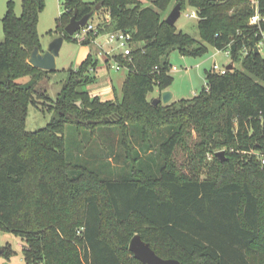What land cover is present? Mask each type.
<instances>
[{
    "label": "trees",
    "instance_id": "16d2710c",
    "mask_svg": "<svg viewBox=\"0 0 264 264\" xmlns=\"http://www.w3.org/2000/svg\"><path fill=\"white\" fill-rule=\"evenodd\" d=\"M172 2L197 11L199 39L167 22ZM45 4L22 0L17 15L9 1L0 42V229L21 237L27 264H143L129 247L137 233L160 256L183 264H258L255 258L264 253V163L256 154L264 155V56L256 48L264 21H250L257 13L264 18V0L255 7L249 0H67L57 19L65 39H71L65 27L76 10L77 18L108 14L97 34L133 35L131 55L114 56L127 69L121 95L105 101L88 89L97 79L93 54L76 69L63 68L67 81L55 98L48 93L49 74L58 69L29 62L42 48L38 23ZM95 37L91 32L81 43ZM207 44L230 49L234 68L223 74L207 69L202 92L154 105L149 92L169 89L174 79L169 54L177 49L202 56ZM238 61L243 69L235 67ZM30 104L49 105L52 121L28 131ZM68 124L118 126L130 177L105 178L71 161ZM133 126L140 127L145 150L157 147L159 175L142 169ZM166 128L169 134L157 145ZM192 130L201 137V160L208 149L226 152L224 161L213 154L203 180L173 161Z\"/></svg>",
    "mask_w": 264,
    "mask_h": 264
},
{
    "label": "rangeland",
    "instance_id": "374dc122",
    "mask_svg": "<svg viewBox=\"0 0 264 264\" xmlns=\"http://www.w3.org/2000/svg\"><path fill=\"white\" fill-rule=\"evenodd\" d=\"M9 1L11 0H0V42L4 39L2 20L8 10ZM12 1L14 2L16 14L21 15L22 0ZM83 1L91 2L93 0ZM146 1L150 2L152 0ZM66 2L67 0H45V8L40 14L38 23V33L43 49H46L57 36L61 35L57 30V19L65 11ZM249 2L254 7L257 5V0H249ZM176 4L177 2L171 3L168 14ZM193 10L195 9L189 6L183 9L180 18L176 22V26L199 39L198 17L190 16ZM257 14L261 17L259 13ZM107 15L104 12H96L92 16L91 21L97 24L108 18ZM97 41L104 44L106 36H98ZM80 43L75 35L71 36V39H65L60 55L57 57L58 71L50 72V80L46 85L51 97L55 98L63 84L67 81L68 72L64 71L63 68H73L72 66L76 63ZM94 44H89L91 49H94ZM207 47L208 51L202 56L185 55L177 49L169 54L168 60L172 65L171 74L174 78L169 88L174 93L176 101L190 99L195 94L202 92L207 85L206 70L213 68L214 64L223 68L232 62L231 57L225 50H219L211 44H207ZM114 49L116 52H120L118 47H114ZM260 52L264 56L263 45L260 46ZM96 55H98V52L93 53L94 57ZM99 58L98 64L100 66V64H104L105 57ZM111 64H114V61ZM235 67L243 69L242 63L239 61L235 62ZM108 69L112 76L118 71L112 65ZM120 73L124 75L126 74V70H121ZM28 80L29 77L20 79L22 82H27ZM158 95V88H155L149 92L148 98L152 100L157 98ZM54 116L55 112L49 109V105L39 108L30 104L26 119V129L28 131H36L44 128L52 121ZM132 130L135 134L133 136L135 145L139 150L138 156H140L141 164L144 167L142 169L153 176L159 175L163 162L159 156L157 147L145 150L143 148L144 143L142 142L140 127L133 126ZM167 130V128L163 129L157 135L155 138L157 145L169 134ZM118 135L119 130L116 125L99 126L93 130L91 128L78 129L74 125L68 124L65 129L66 154L71 161L86 165L101 173L105 178H128L132 172V163L127 157L126 150L121 146L120 136ZM200 142L201 137L195 130H192L191 134L186 135V146L181 145L175 151L173 161L178 169L185 174L203 180L207 178L208 166L213 160L210 156H213L215 151L208 149L201 160V158L197 157ZM24 246V241L19 235L0 229V249L3 250L0 254V264H27ZM10 250L11 253H9ZM255 260L258 264H264V253H260Z\"/></svg>",
    "mask_w": 264,
    "mask_h": 264
},
{
    "label": "water",
    "instance_id": "95a60500",
    "mask_svg": "<svg viewBox=\"0 0 264 264\" xmlns=\"http://www.w3.org/2000/svg\"><path fill=\"white\" fill-rule=\"evenodd\" d=\"M99 8V5H97ZM77 12L75 11V14L72 16L70 22L66 25L65 30L70 35L73 36L75 32L89 22L91 19L92 13H88L82 18H77ZM182 14V5L180 2H178L174 8L170 11V13L167 15V22L175 25L177 20L180 18ZM65 41V36L60 35L57 36L46 49H43L41 47H36L30 57L29 62L41 69L45 70H57L58 69V63H57V57L60 55L62 46ZM256 52L259 53L260 49L257 47ZM228 69H233L234 64L231 62L228 66ZM174 96V93L167 89L161 91L160 97L154 98L152 100V103L154 105H157L158 103L162 102L163 104H168L172 101ZM216 157L220 160L226 159V152L225 150H219L215 153ZM130 250L134 254L136 258H138L140 261L143 262V264H183L179 259L176 258H163L160 256L151 246V244L147 241H145L140 233H137L133 236L130 242ZM3 252L2 249H0V254Z\"/></svg>",
    "mask_w": 264,
    "mask_h": 264
},
{
    "label": "built area",
    "instance_id": "2783aa9c",
    "mask_svg": "<svg viewBox=\"0 0 264 264\" xmlns=\"http://www.w3.org/2000/svg\"><path fill=\"white\" fill-rule=\"evenodd\" d=\"M190 16H198L197 11L193 10ZM261 20L264 21V18H261L257 14L254 17H252L251 23L252 24L259 23ZM96 26H97L96 23L89 20L87 25L77 30L74 35L80 42H83L90 35L91 32H94V34H96V37L92 40L93 41L92 43H95L98 45V47L100 48V53L114 60L113 67L116 70H120L124 68L119 62H117L114 59V56L122 55V56L127 57L131 55L133 44H134L132 33L129 31H125V30H114V31H109L104 34H97L95 30ZM100 35L106 36V42L104 44H101L97 41V38ZM261 45L264 46V32H263V38L258 43V48H260ZM114 47H118L120 49V52H116ZM225 51L227 52L229 56H231L230 49L225 50ZM213 69L222 74L226 73L228 70L227 67L220 68L217 64H214ZM256 154L261 158L262 163H264V155L259 152H256ZM210 157H213V156H210Z\"/></svg>",
    "mask_w": 264,
    "mask_h": 264
},
{
    "label": "crops",
    "instance_id": "0c3cea01",
    "mask_svg": "<svg viewBox=\"0 0 264 264\" xmlns=\"http://www.w3.org/2000/svg\"><path fill=\"white\" fill-rule=\"evenodd\" d=\"M94 45H95L94 49H91L89 44L85 45L80 43V48L77 54L76 63H74L75 65L72 67L76 69L80 65V63L87 58L89 54H93L94 52H98V55H96L97 57L95 56L98 59V63L100 59L99 57L104 56L105 57L104 64H100V66L98 64L99 67L96 66L94 71V74L97 79L95 82L91 83L88 86V89L92 96H98L104 101L115 99L116 96L121 95L122 86L127 75V69L122 68L118 70L119 72L117 71L116 74L112 76L108 68L110 65H112L113 67V64L111 63L114 60L101 54L98 45L97 44ZM121 70H126V74L121 75L120 73ZM158 93H159L158 97H160L161 91L159 89H158ZM172 101H175L174 96Z\"/></svg>",
    "mask_w": 264,
    "mask_h": 264
}]
</instances>
